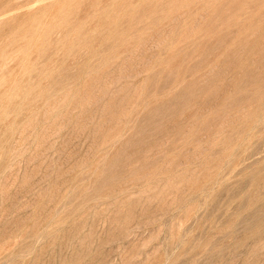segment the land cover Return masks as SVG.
Instances as JSON below:
<instances>
[{
  "label": "rangeland",
  "instance_id": "374dc122",
  "mask_svg": "<svg viewBox=\"0 0 264 264\" xmlns=\"http://www.w3.org/2000/svg\"><path fill=\"white\" fill-rule=\"evenodd\" d=\"M0 264H264V0H0Z\"/></svg>",
  "mask_w": 264,
  "mask_h": 264
}]
</instances>
